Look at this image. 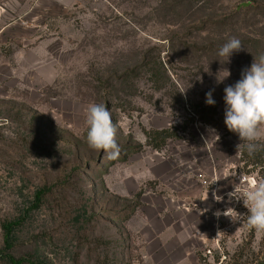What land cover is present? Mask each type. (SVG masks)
Returning a JSON list of instances; mask_svg holds the SVG:
<instances>
[{
	"label": "rangeland",
	"instance_id": "1",
	"mask_svg": "<svg viewBox=\"0 0 264 264\" xmlns=\"http://www.w3.org/2000/svg\"><path fill=\"white\" fill-rule=\"evenodd\" d=\"M261 54L264 0H0V249L2 224L46 189L15 257L264 264V232L239 216L264 172L224 123V89ZM90 103L112 113L115 158L86 142ZM162 130L175 136L155 149Z\"/></svg>",
	"mask_w": 264,
	"mask_h": 264
},
{
	"label": "clouds",
	"instance_id": "2",
	"mask_svg": "<svg viewBox=\"0 0 264 264\" xmlns=\"http://www.w3.org/2000/svg\"><path fill=\"white\" fill-rule=\"evenodd\" d=\"M242 49L241 41L232 37L222 45L218 55L227 57L228 61L233 52ZM226 73L223 78L217 75V83L230 76L228 70ZM224 92V123L230 132L239 136L241 143L237 145V151L245 149L249 155H254L264 149V143H258L264 141V54L258 60L254 58L251 67L242 72V78L234 85L227 86ZM206 103L215 104L211 91L206 94ZM84 115L88 125V146L94 151L104 152L110 159L118 156L117 126L109 108L105 104L90 103L85 107ZM242 201L248 213H239V216H246L244 223L249 229L264 232V179L251 182L243 191Z\"/></svg>",
	"mask_w": 264,
	"mask_h": 264
},
{
	"label": "trees",
	"instance_id": "3",
	"mask_svg": "<svg viewBox=\"0 0 264 264\" xmlns=\"http://www.w3.org/2000/svg\"><path fill=\"white\" fill-rule=\"evenodd\" d=\"M193 112L196 114L207 113V118L213 119L217 113V107L211 109V113L205 112L204 110H199V106L196 107L192 105ZM173 135L168 130L156 131L150 134V138H153L155 149H161L162 146L166 144L167 141L172 139ZM264 143V141L258 142ZM241 163H245V167L255 166L256 168H261L260 171L264 172V149L258 150L254 155H249L245 149H241ZM247 174H251L250 172ZM46 194V189H39L34 193L33 200L29 202V205L24 206L20 215L13 220H6L1 228L3 233V247L0 249V263L5 262L7 264H47L46 261L37 259L32 260L30 257H15L13 251L19 242V234L22 228L26 225L28 220L31 218L32 213L37 210L42 202L43 197ZM262 248H264V237L261 242ZM205 259L200 257V264H204Z\"/></svg>",
	"mask_w": 264,
	"mask_h": 264
}]
</instances>
